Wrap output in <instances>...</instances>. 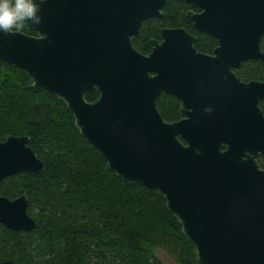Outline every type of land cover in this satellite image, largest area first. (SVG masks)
<instances>
[{
  "label": "water",
  "instance_id": "95a60500",
  "mask_svg": "<svg viewBox=\"0 0 264 264\" xmlns=\"http://www.w3.org/2000/svg\"><path fill=\"white\" fill-rule=\"evenodd\" d=\"M185 1L202 8L186 16L216 38L212 54L181 26L163 28L150 53L131 45L140 19L160 14L165 0H34L40 23L26 22L34 33L0 32V59L61 99L117 176L162 193L197 264H264V80L232 70L245 59L264 64V0ZM161 90L179 99L178 118L159 113ZM42 169L28 135L0 139V180ZM26 204L24 193L0 194V223L34 227Z\"/></svg>",
  "mask_w": 264,
  "mask_h": 264
},
{
  "label": "trees",
  "instance_id": "16d2710c",
  "mask_svg": "<svg viewBox=\"0 0 264 264\" xmlns=\"http://www.w3.org/2000/svg\"><path fill=\"white\" fill-rule=\"evenodd\" d=\"M162 17L141 22L133 45L147 49L159 25H186L184 4L169 0ZM22 31L34 33L27 26ZM195 32V30H194ZM197 35L193 46L211 47L214 39ZM264 49V32L259 39ZM234 72L242 80H264V65L245 59ZM98 92H84L92 100ZM179 100L161 94L157 109L165 120L179 117ZM264 114V100L259 101ZM28 135V144L43 161L41 172L19 171L0 180V194L24 193L26 211L35 220L29 229L0 223V260L17 264H162L159 247L178 264H197L193 244L181 232L158 189H145L117 176L98 151L79 134L72 112L45 89L31 86L19 67L0 59V139ZM264 168V156L257 157Z\"/></svg>",
  "mask_w": 264,
  "mask_h": 264
},
{
  "label": "clouds",
  "instance_id": "9594fccd",
  "mask_svg": "<svg viewBox=\"0 0 264 264\" xmlns=\"http://www.w3.org/2000/svg\"><path fill=\"white\" fill-rule=\"evenodd\" d=\"M39 6L34 0H0V32L13 34L27 23H40Z\"/></svg>",
  "mask_w": 264,
  "mask_h": 264
},
{
  "label": "flooded vegetation",
  "instance_id": "af4514ba",
  "mask_svg": "<svg viewBox=\"0 0 264 264\" xmlns=\"http://www.w3.org/2000/svg\"><path fill=\"white\" fill-rule=\"evenodd\" d=\"M167 1H169V0H165V2L163 3V5L160 7V8H158V12H160V14H158V15H152V16H147V17H145V18H142V19H140V21H139V25H138V27H137V33L134 35V36H132V37H130V42H131V45L135 48V49H137L134 45H133V40L137 37V35L139 34V30H140V25H141V22L143 21V20H146V19H154V18H159V17H162L164 14H165V6H166V3H167ZM175 1H178V2H182L183 4H184V16H185V18H186V25L185 26H183V25H177V26H168V25H159V27H158V33H157V35L156 36H149L148 37V39H147V42H148V47H147V49H144L143 51H140L139 49H137L140 53H142V54H147V53H150L151 51H152V48H153V46H154V42H153V40H155L157 43L158 42H160L161 40H162V37H161V30L163 29V28H168V27H179V26H181V27H184L185 29H186V31L187 32H189L190 34H192L193 35V37H194V40H193V42L194 41H196V37H197V35L195 34V32L197 31V32H200V33H204V34H206V35H208V36H210V37H212L213 39H214V43L211 45V47H209V48H205V49H199V48H196L195 47V49L197 50V51H200V52H203V53H206V54H212V52H213V49H214V47L216 46V44H217V41H216V38L214 37V36H212L211 34H208L207 32H205V31H202V30H200V29H198V28H195V27H193V25H192V21L186 16V12L188 11V10H190V11H193V12H200V11H202V8L201 7H199L198 5H191V4H189L188 2H186L185 0H175ZM194 30H195V32H194ZM134 42H136V39L134 40ZM262 49V48H261ZM163 58H164V56H163ZM252 59V58H251ZM256 60H258V59H256ZM259 61V60H258ZM260 62V61H259ZM262 64V63H261ZM264 65V64H263ZM238 67V66H237ZM235 67H232V70L234 69ZM234 71V70H233ZM149 73L150 74H154V72H152V71H149ZM235 73V72H234ZM236 75V74H235ZM237 76V75H236ZM237 77H239V76H237ZM240 78V77H239ZM241 79V78H240ZM251 79H253V78H251ZM251 79H248V80H251ZM242 80V79H241ZM248 80H243V81H248ZM258 80H262V79H258ZM170 94V93H168V92H165V91H163V90H161L158 94H157V96H156V100H155V102H157V99H158V97L161 95V94ZM177 98V97H176ZM178 99V98H177ZM179 100V99H178ZM261 100H264V99H259L258 100V103H259V101H261ZM180 102V101H179ZM258 106H259V104H258ZM157 107V106H156ZM260 108V107H259ZM261 109V108H260ZM264 115V114H263ZM179 116H180V113H179ZM260 156V155H259ZM258 157V156H257Z\"/></svg>",
  "mask_w": 264,
  "mask_h": 264
},
{
  "label": "rangeland",
  "instance_id": "374dc122",
  "mask_svg": "<svg viewBox=\"0 0 264 264\" xmlns=\"http://www.w3.org/2000/svg\"><path fill=\"white\" fill-rule=\"evenodd\" d=\"M153 252L161 260L162 264H170L168 255L159 247H154Z\"/></svg>",
  "mask_w": 264,
  "mask_h": 264
}]
</instances>
